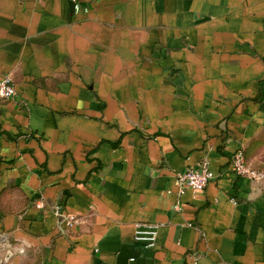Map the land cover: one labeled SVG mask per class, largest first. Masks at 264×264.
<instances>
[{
  "label": "crops",
  "instance_id": "1",
  "mask_svg": "<svg viewBox=\"0 0 264 264\" xmlns=\"http://www.w3.org/2000/svg\"><path fill=\"white\" fill-rule=\"evenodd\" d=\"M7 75L1 264H264V0H0Z\"/></svg>",
  "mask_w": 264,
  "mask_h": 264
},
{
  "label": "built area",
  "instance_id": "2",
  "mask_svg": "<svg viewBox=\"0 0 264 264\" xmlns=\"http://www.w3.org/2000/svg\"><path fill=\"white\" fill-rule=\"evenodd\" d=\"M15 96L14 83L11 76L0 77V99H12ZM231 168L233 172L240 177H245L251 181L261 183L264 181V170L252 169L246 164V160L242 151H236L231 158ZM175 186L179 196L189 190L194 194L202 192L211 180L214 179V174L209 168V161L203 159L194 167L185 170L184 172L175 173ZM36 207L41 209V202L36 204ZM178 208V207H177ZM55 215L61 216L67 227H72L78 224L79 219L74 216L63 215L61 207H54ZM161 225L156 223H139L136 225L134 232V240L142 242L146 247H152L156 244L158 231ZM197 259H194L192 264H197Z\"/></svg>",
  "mask_w": 264,
  "mask_h": 264
},
{
  "label": "water",
  "instance_id": "3",
  "mask_svg": "<svg viewBox=\"0 0 264 264\" xmlns=\"http://www.w3.org/2000/svg\"><path fill=\"white\" fill-rule=\"evenodd\" d=\"M6 257H9V254H7V256H6ZM1 262H2V261H1V259H0V264H1Z\"/></svg>",
  "mask_w": 264,
  "mask_h": 264
}]
</instances>
